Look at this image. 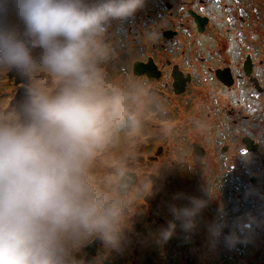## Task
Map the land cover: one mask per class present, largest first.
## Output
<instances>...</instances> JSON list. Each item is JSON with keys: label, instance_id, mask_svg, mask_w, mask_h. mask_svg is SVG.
I'll list each match as a JSON object with an SVG mask.
<instances>
[{"label": "clouds", "instance_id": "9594fccd", "mask_svg": "<svg viewBox=\"0 0 264 264\" xmlns=\"http://www.w3.org/2000/svg\"><path fill=\"white\" fill-rule=\"evenodd\" d=\"M144 3L0 0V72L24 81L20 100L0 101V264H84L73 253L94 239L121 251L130 217L153 194L159 165L141 164L138 147L150 120L167 118L165 101L147 78L103 67L114 55L111 22ZM202 192L170 206L185 233L216 195ZM228 216L221 207L208 226L211 246L223 238L234 250L264 231V210ZM176 227L169 221L161 239Z\"/></svg>", "mask_w": 264, "mask_h": 264}, {"label": "rangeland", "instance_id": "374dc122", "mask_svg": "<svg viewBox=\"0 0 264 264\" xmlns=\"http://www.w3.org/2000/svg\"><path fill=\"white\" fill-rule=\"evenodd\" d=\"M147 1L145 0V3ZM161 1L158 13V7L154 5L155 8L152 9L151 5L148 8L139 9L126 20L111 22L106 33V41L112 47L114 55L103 66L109 76L115 78L121 77L127 72L133 74L130 67L132 61L147 56L154 57L153 60H156V55L163 50L152 43H145L150 42L152 37L154 39L153 35L160 34V28L167 25L164 19L170 20V15L165 14L166 11H177L181 15L187 2L186 0H171L173 5L167 6L165 5L167 0ZM225 1L233 3V15L236 16V19L239 7H242L243 13L241 14L244 16V22L242 25L239 24V29L242 30L244 37L242 41L231 43V45L238 47L240 55L246 51L255 53L256 70L262 73L260 84L263 89L257 93L249 81L244 79L241 85L243 88L242 103L236 107L237 109L241 108L244 113L249 115V118L233 121L234 117L226 116L223 117L225 118L223 123L218 118L215 123H212V126L208 118H202V122L200 121L198 124H190L189 118L192 114L188 111L186 104L177 107L175 102L165 103L166 109L172 110L167 118L183 121L171 128L168 134L182 135L183 130H185V134H190L186 139L185 151L187 153L191 151L190 155L194 161L189 164L182 160L181 155L174 152L159 153L156 151V146L160 142L165 147L168 142L159 133L160 126L157 124L160 123V119L152 118L150 120L138 147L139 158L158 154L157 161L147 160L143 163L139 160V162L146 168L159 165L158 173H162L168 168L172 171L176 170L175 174H179L181 169L186 173L184 176L188 178L189 182L173 186V180L159 185L155 198L147 203V219L145 217V222L147 221L148 225L147 233L129 238L134 241V248L132 246L126 250L130 259L128 261L124 256H121L118 264H264V231H258L253 244L238 245L234 250H229L224 246L223 238L215 247L209 243L208 226L217 219L221 207L229 214V219L240 215L245 210H251L254 213L264 210V42L262 40L254 42L252 37L254 27L259 31V35L264 33V0H221L220 2L224 3ZM192 4L198 6L199 1L191 2L190 5ZM171 16L173 15L171 14ZM14 23L22 30L23 25L19 21H14ZM154 23L158 25V29L153 32ZM148 26L152 27L149 29ZM132 37L134 40H131ZM206 45H212V49L220 47L224 54L229 55L230 53L228 50L230 43L226 40ZM179 49H181V44ZM228 59L225 58V61L227 62ZM240 60L241 58L238 59V61ZM260 60H263L262 65ZM189 70L191 71V69ZM197 71L200 72V70ZM236 71H241L240 66ZM135 76L141 77L138 74ZM147 80L159 88L155 80L152 78H147ZM23 91L24 81L14 71L0 72V101L8 100L9 103H15L20 100ZM223 91L222 86L219 89L216 87L211 95L206 92L202 97L205 100L215 99ZM175 100L180 102L185 99ZM205 103L209 104L207 101ZM176 108L177 111H175ZM180 109L183 111L178 115ZM205 111L214 117L220 115V109L217 108L208 106ZM229 112L230 109H226L223 113L227 115ZM206 113L203 112V116H206ZM192 118L194 119V116ZM238 126H242L243 130L237 129ZM191 128L199 130V133L191 134ZM246 136L256 139L253 141L254 144L258 143L256 153L246 147L244 141ZM143 142L146 145H143ZM246 142L249 144V141ZM194 143L202 148L203 153L208 150L206 156L195 154L198 152L194 149ZM242 146L244 153L248 152L245 155L240 152ZM176 157L179 158L176 167H170L168 163L171 164V161H174ZM250 158L253 160L251 168L248 166L251 163ZM195 159L198 162H195ZM232 164L238 169H233ZM250 178L251 180H249ZM208 180L211 185H207L209 184ZM206 188L215 189V198L211 199L208 206L196 217V229L191 233H185L180 228L179 222L174 220L170 206H189L187 197L191 196L206 199L202 192V189ZM250 191H254L255 194L249 195ZM178 196L180 198H176ZM156 210L163 213L161 227L156 225L158 229L153 225L157 219L154 216L158 214V212L154 213ZM149 217L155 221L149 220ZM169 221L175 222L177 227L174 235L167 241H163L160 232L167 228ZM228 231V228L224 229L225 234ZM111 253L113 252L111 251ZM99 256H101V251H99Z\"/></svg>", "mask_w": 264, "mask_h": 264}, {"label": "flooded vegetation", "instance_id": "af4514ba", "mask_svg": "<svg viewBox=\"0 0 264 264\" xmlns=\"http://www.w3.org/2000/svg\"><path fill=\"white\" fill-rule=\"evenodd\" d=\"M170 1L171 0H167L165 5L172 6L173 4ZM198 1V6L194 4L190 5L191 2L196 3ZM220 1L221 0H186L187 3L183 9V14L180 15L177 11H166L165 14L170 15V20L164 19L167 25L160 28V34L157 36L153 35L154 39L152 37L150 42L148 41L145 43H152V45L159 46L163 50L156 55V60H153L154 57L147 56L146 58L135 59L130 64L131 71L134 75L138 74L143 78H152L158 83L159 88L156 85H150L156 90L158 95L164 99L165 103L175 102L177 107L186 104L188 111L192 114L189 118L190 124H198L200 121L202 122V118H208L211 126L218 118V120L223 123L225 120L223 117L226 116L234 117L233 121L248 119L249 115L244 113L241 108L237 109L236 107V105L242 103V81L247 79L257 93L263 89L260 84L262 73L256 70L255 53L246 51L243 55H240L238 47L236 45H231V43L242 41L244 37L242 30L239 29V24L242 25L244 22V16L241 14L243 13L242 7H239V14L236 19V16L233 15V3L228 1L221 3ZM161 4V0H148L143 7L148 8L152 5V9H154V5H156L158 7V13ZM171 14L173 16H171ZM179 17H181V19H179ZM154 25L152 29L153 32L158 29V25L155 23ZM148 27L150 29L152 26ZM258 36L259 38H257ZM252 37L254 38V42L260 40L264 42V33L259 35V31L256 27H254ZM131 40H134V38L132 37ZM225 40L230 43V47L228 48L230 51L229 55L222 53L220 47L212 49V45H206L213 44L214 42H223ZM180 44L181 49H179ZM225 58H229L227 62ZM239 58H241L240 61H238ZM262 62L263 60H260L261 65ZM135 64H140L142 68L140 72H135L133 70ZM238 66L241 68L240 72L236 71ZM189 69H191V71ZM197 70H200V72ZM221 86L224 88V91L219 93L215 99L205 100L202 97L206 92L211 95L216 87L219 89ZM181 98L185 100L176 102L175 99ZM206 101L209 102V104H206ZM208 106L220 109V115L214 117L206 113L205 109ZM226 109H230V112L224 115L223 112ZM175 111H177V108ZM182 111L183 110L180 109L178 115L182 113ZM167 112L168 115H170L172 110L169 109ZM203 112L206 113V116H203ZM193 116L194 119L192 118ZM173 119H160V123L157 124L160 126L159 133H161V129L163 128L171 129L178 123H183V121ZM236 128L242 129V126ZM194 132L199 133V130L196 131L191 128L190 133L193 134ZM188 135L190 134H185V130H183L182 135H162L168 142V145L165 147V145L160 142L156 146V151L159 153L174 152L175 154L181 155L182 160L189 164L194 160L191 158V151L189 153L185 151ZM246 139L250 141L251 146L257 147L258 143L254 144L253 142L256 141V139L250 136L244 138L247 145L244 146L250 148ZM143 145H146L145 142H143ZM194 149L198 152L195 153L198 156H206L208 153V150H205L203 153L202 148L198 147L197 143H194ZM240 152L242 155L248 153H244L243 146ZM253 152L256 153L257 150L255 149ZM145 154H147L146 151ZM157 157L158 154H153L140 157L139 160L145 163L147 160L157 161ZM178 161L179 158L176 157V159L171 161V164L168 163V165L170 167H176ZM249 161L251 163L248 164V166L251 168L253 166V160L250 158ZM195 162H198V160L195 159ZM151 167L152 166H149V168ZM232 168L238 169L233 164ZM174 171L176 170L172 171L166 168L162 173L157 172L150 176V179L153 181V194L146 196L143 203L136 207L134 214L130 217L129 228L125 229V239L122 241V250L120 252L107 248L101 241L94 239L78 251H74V257L78 260L83 259L84 264H118L121 256H124L129 261L130 256L126 250H129L132 246L134 248V241L129 238L136 237L141 233H147L146 230L148 225L146 224L147 221L145 222L147 219V203L155 198L159 185L173 180V186L176 184H187L189 182L188 178H185L184 174L186 175V173L183 172V170L180 169L179 174H175ZM249 180H251V178ZM208 182L209 184L207 185H211L209 180ZM173 192L174 190L172 193ZM155 212H158V214L154 215L157 219L153 225L158 229L156 225H160L161 227L163 213L159 210L154 211V213ZM148 219L152 220L153 218L149 217ZM153 221L155 220L153 219ZM99 251H101V256H99ZM111 251L113 253H111Z\"/></svg>", "mask_w": 264, "mask_h": 264}, {"label": "water", "instance_id": "95a60500", "mask_svg": "<svg viewBox=\"0 0 264 264\" xmlns=\"http://www.w3.org/2000/svg\"><path fill=\"white\" fill-rule=\"evenodd\" d=\"M141 69H142V68H141L140 64H135V66H134V70H135V72H140ZM246 141H249V140L246 139ZM248 146H249L250 148L252 147L250 141H249ZM253 148L256 149V147H253Z\"/></svg>", "mask_w": 264, "mask_h": 264}]
</instances>
